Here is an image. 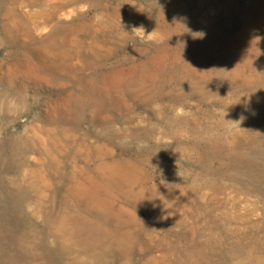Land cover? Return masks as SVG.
Wrapping results in <instances>:
<instances>
[{
  "label": "rangeland",
  "instance_id": "1",
  "mask_svg": "<svg viewBox=\"0 0 264 264\" xmlns=\"http://www.w3.org/2000/svg\"><path fill=\"white\" fill-rule=\"evenodd\" d=\"M0 264H264V0H0Z\"/></svg>",
  "mask_w": 264,
  "mask_h": 264
}]
</instances>
